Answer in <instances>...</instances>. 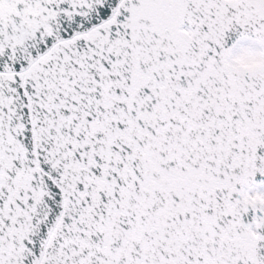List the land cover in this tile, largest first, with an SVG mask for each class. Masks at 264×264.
<instances>
[{
  "label": "snow or ice",
  "instance_id": "snow-or-ice-1",
  "mask_svg": "<svg viewBox=\"0 0 264 264\" xmlns=\"http://www.w3.org/2000/svg\"><path fill=\"white\" fill-rule=\"evenodd\" d=\"M0 264H264V0H0Z\"/></svg>",
  "mask_w": 264,
  "mask_h": 264
}]
</instances>
